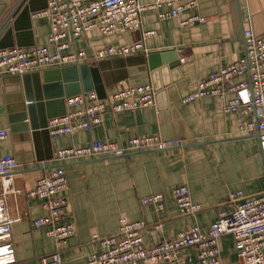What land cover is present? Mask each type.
<instances>
[{"label": "crops", "instance_id": "obj_1", "mask_svg": "<svg viewBox=\"0 0 264 264\" xmlns=\"http://www.w3.org/2000/svg\"><path fill=\"white\" fill-rule=\"evenodd\" d=\"M197 1L200 13L208 19L203 25L181 27L176 19L159 21L154 13H147L142 17L140 30L121 37L93 31L75 40L70 38V50L89 55L82 64L88 68L79 69L78 73L70 70L63 74L58 68H51L0 77V125L10 131L9 137L0 141V156H13L20 165L4 181L0 180V196H6L9 213L15 220L12 233L18 264H41L43 257L56 250L47 229L33 226L45 212L30 193L38 179L57 166L66 171L67 220L75 227L74 236L61 250L62 264H86L90 255L99 250L93 236L117 233L123 218L144 221V243L154 245L192 227L208 231L219 211L228 206L230 192L241 191L245 196L264 193L258 134L241 133L244 116L226 114L225 101L217 97L174 106L161 100L153 108L119 114L108 110L102 122L89 132L61 138L46 133L48 118L65 110L66 99L62 95L96 89L102 100H111L128 85L152 86V72L156 70H149L145 55L130 57L126 65H118L120 59H93L97 48L141 41L145 32L156 31L144 43L149 55H160L163 66L156 71L158 81L176 86L175 92L181 96L195 92L200 80L245 56L247 26L251 25L256 35H264V0ZM47 2L0 0V27L18 9L12 38L1 39L0 50L28 46L53 50L48 43L50 19L31 17L45 10ZM238 81L235 79L232 84ZM153 136L179 140L184 146L123 158L91 157L61 163L55 159L58 151L85 147L92 140L122 146L129 139ZM181 185L188 186L191 200L201 206L194 216L182 215L175 202L173 189ZM153 194L164 195L162 212L153 205L142 204L143 198ZM158 224L160 230L156 229ZM220 248L225 264H238L232 237L224 236Z\"/></svg>", "mask_w": 264, "mask_h": 264}, {"label": "built area", "instance_id": "obj_2", "mask_svg": "<svg viewBox=\"0 0 264 264\" xmlns=\"http://www.w3.org/2000/svg\"><path fill=\"white\" fill-rule=\"evenodd\" d=\"M154 13L159 21L176 19L181 27L203 25L207 17L198 9L197 0H48L45 10L36 12L33 18H48L51 34L47 46L8 48L0 50V77L23 76L27 73L51 68L81 65L88 61L85 51H72L71 40L98 31L103 36H123L138 31L142 17ZM156 35V31L143 34L141 41L119 46L95 49L92 57L97 61L128 59L149 55L144 40ZM245 56L237 62L221 68L200 80L195 92L182 102L199 98L217 97L225 101L226 114L240 113L245 120L241 133L258 134L264 168V35H256L251 25L244 29ZM235 79L238 82L232 84ZM122 81L121 83H124ZM155 92L151 85L126 86L102 100L96 92H89L66 100L64 116L48 122L52 137H64L86 131L102 122L108 110L115 114L153 108ZM10 131L0 125V141L9 137ZM179 140H164L158 136L129 139L125 145L92 140L87 146L62 149L55 154L58 163L91 157L123 158L139 152H160L180 149ZM13 156H0V180H5L19 168ZM68 179L65 168L57 166L49 174L39 178L31 191L38 200L43 217L33 222L35 229L45 228L54 239L56 250L41 259V264H62L61 250L74 236L75 227L67 220ZM175 202L182 215H196L201 206L193 203L186 185L173 189ZM143 205H153L158 212L165 209L163 194H153L142 199ZM227 205L208 231L199 227L181 231L174 238L154 245L144 243V221L120 220L117 233L93 236L99 250L90 255L86 264H225L221 257L220 241L230 236L235 242L238 264H264V193L245 196L243 192H230ZM15 220L9 213L6 196H0V264H18L13 244L12 226ZM157 230L161 225L156 226ZM192 251V253L190 252Z\"/></svg>", "mask_w": 264, "mask_h": 264}, {"label": "water", "instance_id": "obj_3", "mask_svg": "<svg viewBox=\"0 0 264 264\" xmlns=\"http://www.w3.org/2000/svg\"><path fill=\"white\" fill-rule=\"evenodd\" d=\"M47 5H48V2H47ZM17 10L14 11V13L8 19H6V21H3V23H2V25L0 27V40L1 39L12 38V34H13L12 25L14 24V26H15V23H13V19L16 17ZM28 47H32V46H28ZM1 49H5V48H1ZM145 58H146V60L149 63V70L151 72L155 71V70L157 71V69L160 68V66H163L162 63L159 60L160 59V55H149V56H146ZM126 61H127V59H120L119 63H117V64L118 65L125 64ZM84 67L88 68L87 65L83 66L81 64V65H76V66H71V67L68 66V67L58 68L57 71L62 72L63 74L65 73V71H70V70L73 71V72L78 73L79 69H82ZM156 71L152 72V77H153L152 88H153V91L155 92L156 104H158L161 100H164L170 106H174L175 104L182 102L185 98H187L191 94V92L189 91L185 95L177 96V94L175 92L176 86H172L168 82H166L165 85H164V83L163 84L160 83L158 81V77H157L158 72H156ZM125 80H126V78L120 80V82L125 81ZM75 81H76L77 85L80 86V79L78 77H76ZM93 91L96 92V94L98 95V97L100 99H102V97L99 95V93H98V91L96 89L84 90V91H81V89H80V91H78V92H75L73 94H67L65 96L62 95L61 97L62 98L64 97L67 100L69 98H72V97H75V96H78V95H82V94H86V93H89V92H93ZM65 99H64V101H65ZM29 102L30 101H28V103ZM27 106L29 107L30 104H28ZM66 112H67V107H66V104H65V110H64V112L62 114L57 115V116H53L51 118H48L47 123L45 125V130H46V133L48 135H50V133H49V131L47 129L49 120H51L53 118L64 116L66 114ZM258 137H259V135H258Z\"/></svg>", "mask_w": 264, "mask_h": 264}]
</instances>
